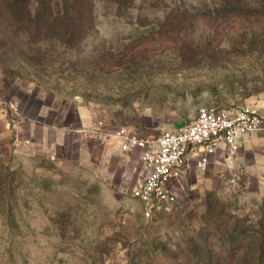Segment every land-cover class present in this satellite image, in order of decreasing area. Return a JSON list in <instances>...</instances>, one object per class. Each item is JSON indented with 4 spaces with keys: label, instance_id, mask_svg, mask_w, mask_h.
Wrapping results in <instances>:
<instances>
[{
    "label": "rangeland",
    "instance_id": "rangeland-1",
    "mask_svg": "<svg viewBox=\"0 0 264 264\" xmlns=\"http://www.w3.org/2000/svg\"><path fill=\"white\" fill-rule=\"evenodd\" d=\"M25 7L0 0L10 124L79 106L105 132L140 136L264 98V0H86L72 8L84 35L73 45L19 23ZM3 141L0 264H264V180L190 162L170 181L171 203L146 218L103 169V150Z\"/></svg>",
    "mask_w": 264,
    "mask_h": 264
},
{
    "label": "crops",
    "instance_id": "crops-1",
    "mask_svg": "<svg viewBox=\"0 0 264 264\" xmlns=\"http://www.w3.org/2000/svg\"><path fill=\"white\" fill-rule=\"evenodd\" d=\"M250 106L264 117V98L256 100ZM6 116L0 112V139L6 141L12 138L15 144L20 139H26L25 142L31 147L51 143L69 148L76 145L83 149L89 148L92 152L103 150L106 159L103 169H106L121 193L132 195L133 191L141 186L146 172L141 152L134 150L124 153L121 149L122 140L116 134L117 130L105 132L99 126L101 122L95 117L92 109L78 106L72 108L70 113L64 114L62 111L38 108L26 121H12L11 124ZM180 126L174 125L170 129ZM163 131L165 129H140L139 134L142 138L153 140ZM193 155L195 152L190 154L191 157ZM208 166H221L233 177L243 175L251 183L255 182L254 184L264 180V130L240 138L234 153L221 144L210 157Z\"/></svg>",
    "mask_w": 264,
    "mask_h": 264
},
{
    "label": "built area",
    "instance_id": "built-area-1",
    "mask_svg": "<svg viewBox=\"0 0 264 264\" xmlns=\"http://www.w3.org/2000/svg\"><path fill=\"white\" fill-rule=\"evenodd\" d=\"M263 130L264 117L251 106L237 109L210 106L201 108L191 123L165 130L153 140L124 128L116 134L122 140L124 153L141 152L146 172L132 196L143 206L144 216L152 218L171 203L170 181L187 169L190 162L205 168L221 144L234 153L240 138ZM192 152H195L193 157Z\"/></svg>",
    "mask_w": 264,
    "mask_h": 264
},
{
    "label": "trees",
    "instance_id": "trees-1",
    "mask_svg": "<svg viewBox=\"0 0 264 264\" xmlns=\"http://www.w3.org/2000/svg\"><path fill=\"white\" fill-rule=\"evenodd\" d=\"M26 7L25 17L19 19V23L22 22L25 26H35L36 31H39L44 27V33L48 32L51 35L55 33L59 41L64 42L66 45H73L84 37L82 31L76 23V18L73 17V7L82 9L85 6L86 0H60L61 7L58 11H55L53 0H44L40 5V11L38 13L31 12L30 6L28 5L29 0H23ZM38 1V0H37ZM58 7V6H57ZM35 14V16H33ZM40 32V31H39Z\"/></svg>",
    "mask_w": 264,
    "mask_h": 264
}]
</instances>
